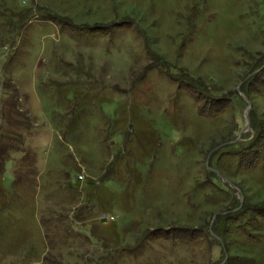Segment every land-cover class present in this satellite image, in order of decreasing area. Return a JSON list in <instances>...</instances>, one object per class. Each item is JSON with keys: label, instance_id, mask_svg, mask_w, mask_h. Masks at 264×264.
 Listing matches in <instances>:
<instances>
[{"label": "rangeland", "instance_id": "obj_1", "mask_svg": "<svg viewBox=\"0 0 264 264\" xmlns=\"http://www.w3.org/2000/svg\"><path fill=\"white\" fill-rule=\"evenodd\" d=\"M263 78L264 0H0V264H264Z\"/></svg>", "mask_w": 264, "mask_h": 264}, {"label": "water", "instance_id": "obj_2", "mask_svg": "<svg viewBox=\"0 0 264 264\" xmlns=\"http://www.w3.org/2000/svg\"><path fill=\"white\" fill-rule=\"evenodd\" d=\"M259 70H260V69L253 71L251 74L247 75V76L245 77V79H247V78L250 77L251 75L256 74ZM245 79H244V80H245Z\"/></svg>", "mask_w": 264, "mask_h": 264}, {"label": "trees", "instance_id": "obj_3", "mask_svg": "<svg viewBox=\"0 0 264 264\" xmlns=\"http://www.w3.org/2000/svg\"><path fill=\"white\" fill-rule=\"evenodd\" d=\"M259 73V72H258ZM263 84H264V78H263Z\"/></svg>", "mask_w": 264, "mask_h": 264}]
</instances>
